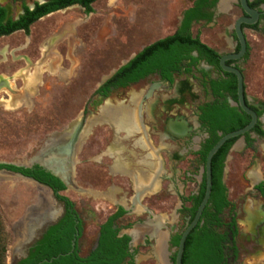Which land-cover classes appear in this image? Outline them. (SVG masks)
<instances>
[{
    "label": "flooded vegetation",
    "instance_id": "obj_1",
    "mask_svg": "<svg viewBox=\"0 0 264 264\" xmlns=\"http://www.w3.org/2000/svg\"><path fill=\"white\" fill-rule=\"evenodd\" d=\"M96 1L90 2V11H87L86 7L80 2H73L40 16L29 25L28 32L24 28H18L7 34H0V37L9 36L19 31L29 35L30 27L35 22L56 11L67 8H80L85 15L94 13L93 3ZM197 1L191 0L190 4L182 9L176 27L171 34L175 33L182 25L186 10L195 8ZM220 1L215 0L213 4H208L207 1L205 5L199 6V12L203 15H208V18L192 19L191 26L199 22L209 24L220 15L230 14L234 6L239 9V14L235 20L240 16L247 15L239 0H228V5L225 4V7L221 6ZM49 3L50 0H0L1 21L6 28H9L12 22L24 17L28 10H33L37 6ZM129 3L131 10L132 7L136 8L137 3L135 0ZM247 3L258 12V17L252 24H241L246 49L241 56L226 59L225 64L229 67L237 68L241 72L244 100L247 106L256 113L257 121L247 132L233 137L234 140L231 142L222 161L220 182L224 190L219 192L220 195L218 196L217 194L211 202L206 203L208 205L207 211L214 213L216 217L213 219L211 227L219 235L217 254L213 256L209 254L198 257L191 256V259H187V264H194L196 261L198 263L195 264H205L210 260L217 261L218 259L219 264H262V262L264 264V167H262L264 166V89L261 97H257L255 94L249 95L247 93L246 71V63L251 49L246 30L259 33L264 37V0H247ZM135 14L136 12L133 11V14H130L126 20L132 19ZM234 22L231 27L225 28L222 35L225 39L224 45L227 50L219 51L205 43L217 52L216 62H212L205 57H199L196 50H191L190 55L197 58L196 61L193 62L191 57H184L175 66L171 67L167 74L157 70L138 80L130 81L124 86L110 84L106 88H100L120 66L127 63L137 52L152 42L142 46L133 56L125 60L127 62L123 63V61L114 69L115 71L113 70L114 72L112 71L95 89L74 124L65 127L61 131L53 132L46 137L43 147H47V149L44 152L39 150L31 160L26 163L20 162V165L13 164L17 162L0 160L3 161L0 163L31 168L34 172H37V167H42L51 174L53 173L49 169V165L55 161L61 160L63 164H73L75 168V165L88 160L96 166L103 165L107 172V183L102 189L76 184V190L79 193H87L90 198L98 197L102 199L101 202L103 203L95 206L94 209L96 211L92 209L88 202L80 199L78 206L75 201L65 195L64 192L70 187L66 186L58 176L64 184L63 189L58 190L29 176L52 189L53 196L61 205L62 210L53 224L42 228L36 226L29 231L30 241L27 244L26 256L17 259L15 264H19L22 259L28 256L29 251L49 233V229L52 226L61 221L68 209L75 213L77 216L76 223L80 224L76 228L74 238L81 255H87L96 248L101 225L111 215L123 211L122 215L115 220L114 227L118 230V237H124L125 235L129 237L127 248L130 255L125 257L124 262L126 264H134L141 256L138 253V248L141 245H149L151 248L150 253L157 261V264H175L178 244L175 245L173 240L178 234L181 235V232L194 217L195 213L192 215L191 208L195 205V197L200 194L202 183L205 181V160L202 161L200 151L210 137V132L208 125L202 119V115L210 111L213 106L225 107L228 105L229 107H236L240 113L244 112L245 116L249 118L247 123L251 119L250 115L238 104L236 74L223 69L220 64L222 56L236 54L241 49L240 41L234 29ZM191 26L189 29L191 36L199 37V33H192ZM55 39L56 37H53L50 40L47 46L48 49ZM7 78L10 77L0 73V90L13 91L14 89L9 86ZM141 81H147L146 88L141 93L125 97L124 100H119L120 102L118 103L111 97L112 92L135 85ZM234 85L236 86L234 91L236 97L233 94ZM215 90H218V92L216 93ZM101 110L103 113H111L114 116L112 118L118 123L117 126L111 121L113 120L112 118L109 119L111 116L108 117L107 115V119L103 117ZM237 118H235L236 121L239 120ZM95 126H105L109 129V134L105 137L104 148L87 157L78 158L79 149L82 148L87 138L93 133L92 130ZM217 133L221 134V131L218 130ZM152 135L156 137V143H154ZM162 152L167 156V160L172 163L170 166L171 174H168L163 168L164 159ZM230 152L237 155L240 164L243 165L239 175L240 188L235 191L234 195L231 194L230 188L226 183L228 162L232 159ZM104 157L109 159L108 162L105 163L103 161ZM184 159H187V167L183 171L177 169L176 164ZM0 169L20 172L8 168ZM173 176H180L182 180L194 183L193 190L187 195H183L181 189L178 190L174 186L171 187L181 204L177 212L184 217V226L181 231L177 230L175 223H170L168 226L163 225L159 216L156 219L149 216L147 219L137 223L121 225L120 219L127 213H151L149 205L140 204V200L146 195H157L161 191L160 182L162 179H171ZM114 177H125L127 182H129L128 190L126 191L121 184L116 185L113 181ZM129 189L133 194L130 203L126 200ZM171 189L168 190V193H171ZM116 193H121V196L115 197L114 194ZM40 196H42V193L39 192L37 198ZM66 199H69V205ZM218 202H224L219 211L215 207ZM85 207H89V209ZM108 207L111 210L103 220L99 221L96 213H104ZM90 218L96 223L97 232L90 248L85 254H82L81 244L82 242L83 244L85 243L83 237L84 225ZM198 223L199 226L204 223V219L201 216ZM131 230L135 231L132 236ZM195 242H197V239L194 237L192 244L194 245Z\"/></svg>",
    "mask_w": 264,
    "mask_h": 264
},
{
    "label": "rangeland",
    "instance_id": "obj_2",
    "mask_svg": "<svg viewBox=\"0 0 264 264\" xmlns=\"http://www.w3.org/2000/svg\"><path fill=\"white\" fill-rule=\"evenodd\" d=\"M135 1L136 8L132 7L131 10L128 4L133 0H97L93 3L94 13L85 15L80 8H67L35 22L30 27L29 35L19 31L0 37V73L10 77L7 82L14 89L0 90V160L26 163L41 150L48 135L74 124L105 77L142 46L171 34L182 9L191 0ZM133 11L136 12L135 17L126 20ZM238 14L239 9L234 6L230 14L220 15L209 24H192L191 31L193 34L199 33L204 43L225 51L227 48L223 32L226 27L233 25ZM246 34L251 43L246 63L247 93L261 97L264 89V37L249 30H246ZM53 37L56 39L48 49ZM146 85L147 81H141L112 92L111 97L118 103L125 97L141 93ZM101 113L105 118L107 115L111 116L109 119L114 117L102 110ZM112 119L117 126L118 123ZM92 131L79 149L78 158L87 157L104 148L105 137L109 134L108 127L95 126ZM152 139L156 143V137L152 135ZM230 153L232 159L228 162L226 183L234 195L240 188L239 175L243 165L237 155ZM162 157L164 170L171 174L172 163L167 160L164 152ZM108 160L107 157L103 159L105 163ZM83 162L75 165V184L102 189L107 183L105 167L96 166L88 160ZM187 165V159H184L176 164V168L183 171ZM113 179L116 185L121 184L128 190L129 182L125 177ZM193 184L182 180L180 176L162 179L161 191L157 195H146L140 200V204L149 205L151 213H127L120 219L121 225L137 223L155 215L156 218L159 216L163 225L175 223L177 230L181 231L184 217L177 212L181 204L171 187L181 189L183 195H187L193 190ZM169 189L171 193H168ZM39 192L42 195L48 193L26 179L0 176V217L9 234L6 264H10L8 249L14 241L11 225L24 214L30 204L36 202ZM64 194L78 206L80 199L88 202L92 209L103 203L102 199L90 198L87 193H79L71 187ZM132 195L129 189L126 195L128 203ZM114 196L118 198L121 193ZM110 210L108 207L104 213H96L99 221ZM96 226L92 218L85 222L82 254L90 248L96 236ZM150 252L149 245H141L138 248L140 259L134 264H157Z\"/></svg>",
    "mask_w": 264,
    "mask_h": 264
},
{
    "label": "trees",
    "instance_id": "obj_3",
    "mask_svg": "<svg viewBox=\"0 0 264 264\" xmlns=\"http://www.w3.org/2000/svg\"><path fill=\"white\" fill-rule=\"evenodd\" d=\"M92 1L93 0H50V3L47 5H40L33 10H28L24 17L18 21L12 22L9 28H6L2 23V15L0 12V34H7L18 28H24L25 31L28 32L29 25L40 16L73 2H80L86 7L87 11H90V2ZM207 1L208 4H213L215 2V0L210 2L209 0H198L195 8L186 10L182 25L175 33L160 38L145 46L127 63L120 66L100 88H106V86L110 84L114 86H124L130 81L138 80L148 73L157 70L167 74L171 67L175 66L182 58H190L191 50H196L199 57H205L212 62H216L215 57L218 56L217 52L203 43L198 36L192 37L189 32L192 19L199 20L201 18H208V15H203L198 10V7L203 4L205 5ZM0 11H2L1 8ZM191 59L195 62L197 58L191 57ZM235 88L236 86L234 85L233 94L236 97L234 92ZM215 92L217 93L218 90H215ZM236 117H238L237 119L239 120L236 121ZM202 119L204 123L208 125V130L210 132V137L207 139L204 148L200 151L202 161H204L208 151L222 134L243 127L249 118L245 116L244 112L240 113L236 107H229L226 105L225 107L213 106L210 111L202 115ZM218 130L221 131V134L217 133ZM233 140L234 138L227 140L212 157V185L208 203L211 202L217 194L219 196V192H223L224 190L220 182L222 161ZM0 168L20 171L26 176H32L40 182L50 185L55 190L63 189L64 187L63 182L57 176L46 172L42 167H37V172H34L31 168L0 163ZM204 190L205 181L202 183L200 194L195 197V205L191 208L192 215L195 213L197 205L203 197ZM66 201L69 205V199H66ZM223 204L224 202H218L215 205L217 211L221 209ZM207 210L208 205H206L201 215V218L204 219V223L199 226V221L186 238L182 257L183 264H187V259H191V256L198 257L208 254L213 256L217 254L219 235L211 227L213 219L216 217L214 213ZM122 213L123 211H119L111 215L106 222L101 225L98 245L87 255H81L77 245L72 252L67 253L72 248L71 242L75 237L76 228L80 226V224L76 223L77 216L75 213L71 211V209H68L61 221L49 229V233L29 251L28 256L22 259L19 264H36L45 258L49 259L60 253L67 254L60 255L51 262L43 261L41 264H126L124 259L126 256L130 255L127 248L129 237L126 235L124 237H118V230L114 227L115 220L120 217ZM194 237L197 239V242L193 245L192 241ZM179 238V234L174 238L173 243L175 245L178 244ZM8 240V231L0 217V264H6ZM195 263L198 262L196 261ZM205 264H219V259L217 261L210 260Z\"/></svg>",
    "mask_w": 264,
    "mask_h": 264
},
{
    "label": "water",
    "instance_id": "obj_4",
    "mask_svg": "<svg viewBox=\"0 0 264 264\" xmlns=\"http://www.w3.org/2000/svg\"><path fill=\"white\" fill-rule=\"evenodd\" d=\"M239 1H240V4L244 12L247 14L246 16L238 17L234 22V29L240 41L241 49L236 54H226L222 56L220 58V64L223 69L231 71L236 74L238 104L247 114L250 115L251 119L242 128L222 134L221 137L217 140V142L208 151L206 155V159H205V165H204V171H205L204 195L196 209L194 217L187 224L184 230L181 232L179 243L177 245V250H176L175 264H182V255L184 252L186 238L188 234L190 233V231L197 224L202 214V211L210 197L211 184H212L211 161H212L213 155L225 143V141H227L230 138L244 134L257 121L256 113L250 107L247 106L244 100L243 77H242L241 72L237 68L229 67L225 64L226 59L237 58L241 56L246 49V42H245V38L242 32L241 24L242 23L252 24L256 21L258 17V12L248 5L247 0H239ZM125 62L127 61H124L123 63ZM105 78H107V76ZM46 149L47 147H42L40 151L44 152ZM0 162H3V161H0ZM13 164L20 165L19 163H13ZM49 169H51L52 173L58 176L65 183L66 186L77 189L75 181L73 179L74 177V165L73 164H63L61 160H58V161L53 162V164H50ZM0 176H10V177L26 179L34 183L37 187L43 188L48 191L47 195H42L38 197L36 202H34L33 204H30L26 208L24 214L20 218H18L15 222H13L11 225L12 232L14 233V241L10 245L8 251L10 253V264H15L17 259H20L26 256L27 244L30 241L29 231L36 226L42 228V227L53 224L57 220L58 216L61 214L62 208H61V205L56 201L55 197L53 196V191L49 186L44 185L34 180L33 178L26 176L20 172L10 171L6 169H0ZM152 217L156 218L155 215H152ZM134 232H135L134 230L130 231L131 236ZM71 246H72L71 250L67 253H70L74 250L76 246L75 238L72 239ZM67 253H60L56 256H52L49 259L45 258L44 260L39 261L36 264H41L43 261L51 262L53 259L59 257L60 255H64Z\"/></svg>",
    "mask_w": 264,
    "mask_h": 264
},
{
    "label": "bare ground",
    "instance_id": "obj_5",
    "mask_svg": "<svg viewBox=\"0 0 264 264\" xmlns=\"http://www.w3.org/2000/svg\"><path fill=\"white\" fill-rule=\"evenodd\" d=\"M228 0H221V5L223 6L225 4V2H227ZM44 193V192H43Z\"/></svg>",
    "mask_w": 264,
    "mask_h": 264
},
{
    "label": "crops",
    "instance_id": "obj_6",
    "mask_svg": "<svg viewBox=\"0 0 264 264\" xmlns=\"http://www.w3.org/2000/svg\"><path fill=\"white\" fill-rule=\"evenodd\" d=\"M227 3H228V1H227V2H225V4H226V5H228ZM220 4H221V1H220ZM225 4L223 5V7H225ZM221 6H222V5H221Z\"/></svg>",
    "mask_w": 264,
    "mask_h": 264
}]
</instances>
